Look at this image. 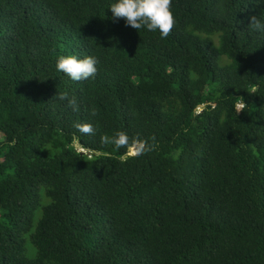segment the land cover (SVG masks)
<instances>
[{
	"label": "trees",
	"instance_id": "16d2710c",
	"mask_svg": "<svg viewBox=\"0 0 264 264\" xmlns=\"http://www.w3.org/2000/svg\"><path fill=\"white\" fill-rule=\"evenodd\" d=\"M115 2L0 0V264H264V0H172L165 39Z\"/></svg>",
	"mask_w": 264,
	"mask_h": 264
},
{
	"label": "clouds",
	"instance_id": "9594fccd",
	"mask_svg": "<svg viewBox=\"0 0 264 264\" xmlns=\"http://www.w3.org/2000/svg\"><path fill=\"white\" fill-rule=\"evenodd\" d=\"M112 13L113 20L124 19L126 26L137 30L146 29L149 32H159L160 38H167L175 26V17L172 12V0H116L109 6ZM254 31L264 33V19L256 16L250 17V25L248 27ZM98 60L94 56H86L84 58H77L75 55L61 56L56 62V70L63 73L72 81H83L89 78H95L97 74ZM52 99L60 101H67L68 107L74 111H78L76 97L69 98L67 92L58 93ZM247 104L243 97H237L235 104L236 113L244 112ZM91 115L95 116V110H92ZM81 134L92 135L95 129L91 124H77L75 125ZM102 143L114 145L116 149L127 147L129 145V138L124 132H117L112 138L103 136ZM144 151L143 145L137 149L136 154L140 155ZM179 153V150H178ZM177 153V158H178ZM101 156L110 158V153H100ZM124 157H121L123 160Z\"/></svg>",
	"mask_w": 264,
	"mask_h": 264
},
{
	"label": "rangeland",
	"instance_id": "374dc122",
	"mask_svg": "<svg viewBox=\"0 0 264 264\" xmlns=\"http://www.w3.org/2000/svg\"><path fill=\"white\" fill-rule=\"evenodd\" d=\"M132 152V151H131Z\"/></svg>",
	"mask_w": 264,
	"mask_h": 264
}]
</instances>
